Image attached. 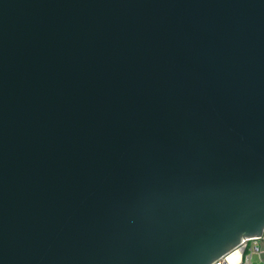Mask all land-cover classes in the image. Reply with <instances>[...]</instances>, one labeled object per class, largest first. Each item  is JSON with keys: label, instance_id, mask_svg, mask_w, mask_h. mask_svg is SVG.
<instances>
[{"label": "water", "instance_id": "95a60500", "mask_svg": "<svg viewBox=\"0 0 264 264\" xmlns=\"http://www.w3.org/2000/svg\"><path fill=\"white\" fill-rule=\"evenodd\" d=\"M263 234L264 0H0V264Z\"/></svg>", "mask_w": 264, "mask_h": 264}, {"label": "built area", "instance_id": "2783aa9c", "mask_svg": "<svg viewBox=\"0 0 264 264\" xmlns=\"http://www.w3.org/2000/svg\"><path fill=\"white\" fill-rule=\"evenodd\" d=\"M238 255L234 261L224 256L213 264H264V234L258 239L245 240L237 248Z\"/></svg>", "mask_w": 264, "mask_h": 264}, {"label": "bare ground", "instance_id": "6f19581e", "mask_svg": "<svg viewBox=\"0 0 264 264\" xmlns=\"http://www.w3.org/2000/svg\"><path fill=\"white\" fill-rule=\"evenodd\" d=\"M237 255H238V251H234L233 253L230 254V256L228 257V260L234 261Z\"/></svg>", "mask_w": 264, "mask_h": 264}]
</instances>
